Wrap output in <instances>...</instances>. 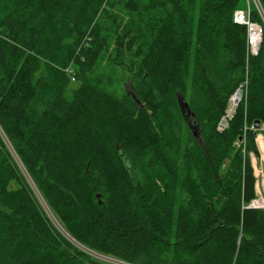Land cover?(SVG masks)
Listing matches in <instances>:
<instances>
[{
	"label": "trees",
	"instance_id": "16d2710c",
	"mask_svg": "<svg viewBox=\"0 0 264 264\" xmlns=\"http://www.w3.org/2000/svg\"><path fill=\"white\" fill-rule=\"evenodd\" d=\"M243 2L0 0V264H110L53 219L129 264H264V209L246 207L250 125L264 122V24L251 9L262 35L248 54L247 27L233 21ZM104 57L127 71L140 105L92 81Z\"/></svg>",
	"mask_w": 264,
	"mask_h": 264
},
{
	"label": "rangeland",
	"instance_id": "374dc122",
	"mask_svg": "<svg viewBox=\"0 0 264 264\" xmlns=\"http://www.w3.org/2000/svg\"><path fill=\"white\" fill-rule=\"evenodd\" d=\"M243 3H244V6L248 7L250 11H251V9H256V11L258 12V14L262 20V23L264 24V11L262 9V4H261L260 0H244ZM238 9H242V8H238ZM129 19L130 18H129L128 14L123 15V23H125ZM260 25H262V24H260ZM133 32L139 34V36L142 38H144V37H145V39L147 38L146 25L141 21L140 18L133 19ZM91 75H92L91 79L93 82L98 83L99 85L102 82V86L105 88V90L108 91L115 98H117L119 100L120 99L124 100V98H123L124 95H130L133 97L131 99H134L136 101V104H139V105L141 104L140 100L136 97V94L130 88V86H129V74L127 73V71H125V69L122 66H118L116 64L114 65L104 57V58L100 59L99 63L97 64L95 69L92 71ZM79 84H80V81H71L70 82V86L73 88L77 87ZM244 94H247V91ZM179 95H182V94L179 92ZM245 96L243 97V99L245 98ZM186 99H184V100H186ZM223 114H224V111H223L222 115ZM222 115L220 116L218 123H219ZM218 123H217V126H218ZM227 126H229V122H228ZM220 131H222V130H220ZM180 137L182 138V135H180ZM259 141L262 143V144H260V147L263 146V147H261V149H262L263 155H264V150H263L264 149V139L262 136H259L258 142ZM239 144H240L239 141L236 140L235 145L238 146ZM257 154L258 153H256L255 155H257ZM253 155L254 154L251 153V157ZM22 172L25 174L23 169H22ZM29 185H30V188H31L33 194L35 195L37 201L40 204H43V200L40 197L39 193L35 190V187L31 183ZM97 196H100V194H98ZM43 208H44V206H43ZM47 214L49 216H51L49 211ZM53 221H54V224L57 226V228L62 232V234L65 237H67L77 247H80L86 253L93 256L94 258L101 260V261H104V262H107V263H110V264H129V263H126L124 261L117 260V259H114L112 257L106 256L103 254L96 253V252L91 251L90 249H88L84 246H81L75 239H73L68 233H66L62 227H60L59 223L55 219H53Z\"/></svg>",
	"mask_w": 264,
	"mask_h": 264
},
{
	"label": "built area",
	"instance_id": "2783aa9c",
	"mask_svg": "<svg viewBox=\"0 0 264 264\" xmlns=\"http://www.w3.org/2000/svg\"><path fill=\"white\" fill-rule=\"evenodd\" d=\"M249 12L250 10L248 7L242 9H236L233 12V21L238 24L246 25L247 27L246 51L248 54H256L261 41L262 27L258 22H254L249 19ZM70 75H71L70 77L71 81H75L74 75H72L71 73ZM247 85H248L247 78H244L237 84L236 88L228 96L224 109V114L222 115L217 126L218 130H223L224 128L227 127L228 122L233 117L237 106L243 100V97L246 95L244 93H246L247 91ZM250 129L256 131V136H257L258 133H262L264 131V122H260V121L254 122L250 125ZM256 174L259 175V172H256ZM256 177H255V184L257 186L258 182L256 180ZM261 179H264V173L261 174ZM255 194H256L255 197L249 201L246 207L264 209V189H260V191H258ZM43 206L46 212L48 213L45 205Z\"/></svg>",
	"mask_w": 264,
	"mask_h": 264
},
{
	"label": "crops",
	"instance_id": "0c3cea01",
	"mask_svg": "<svg viewBox=\"0 0 264 264\" xmlns=\"http://www.w3.org/2000/svg\"><path fill=\"white\" fill-rule=\"evenodd\" d=\"M259 136H262L264 139V131L262 133H258V135L255 138L258 154L253 155L251 157V164H252V168H253V173H254L255 177L257 176L256 180L258 182L257 186L255 184V193L260 191V189H264V187H263L264 186V179H261V174L264 173V156H263V151H262L260 144L258 142ZM256 172H259V175L256 174Z\"/></svg>",
	"mask_w": 264,
	"mask_h": 264
},
{
	"label": "water",
	"instance_id": "95a60500",
	"mask_svg": "<svg viewBox=\"0 0 264 264\" xmlns=\"http://www.w3.org/2000/svg\"><path fill=\"white\" fill-rule=\"evenodd\" d=\"M177 99H178V103L179 106L181 108L182 113H184L186 111V114L188 116L190 115H194V113L190 110L188 103L183 99L182 95H179V93L177 94ZM189 127L193 133V135H195L198 139L200 138V134L198 133V126L194 125V124H189Z\"/></svg>",
	"mask_w": 264,
	"mask_h": 264
},
{
	"label": "bare ground",
	"instance_id": "6f19581e",
	"mask_svg": "<svg viewBox=\"0 0 264 264\" xmlns=\"http://www.w3.org/2000/svg\"><path fill=\"white\" fill-rule=\"evenodd\" d=\"M259 144H262L260 141H259ZM261 147H263V146H261ZM264 150V149H263Z\"/></svg>",
	"mask_w": 264,
	"mask_h": 264
}]
</instances>
